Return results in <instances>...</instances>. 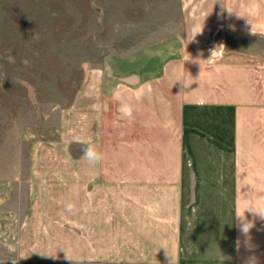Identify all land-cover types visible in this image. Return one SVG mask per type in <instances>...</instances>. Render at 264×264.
I'll return each mask as SVG.
<instances>
[{
    "label": "crops",
    "instance_id": "crops-1",
    "mask_svg": "<svg viewBox=\"0 0 264 264\" xmlns=\"http://www.w3.org/2000/svg\"><path fill=\"white\" fill-rule=\"evenodd\" d=\"M203 16L106 57L103 160L31 162L26 207H0V264H264L247 209L264 203V0H209Z\"/></svg>",
    "mask_w": 264,
    "mask_h": 264
},
{
    "label": "rangeland",
    "instance_id": "rangeland-1",
    "mask_svg": "<svg viewBox=\"0 0 264 264\" xmlns=\"http://www.w3.org/2000/svg\"><path fill=\"white\" fill-rule=\"evenodd\" d=\"M207 1L0 0V207H26L32 161L96 146L107 56L185 36Z\"/></svg>",
    "mask_w": 264,
    "mask_h": 264
},
{
    "label": "clouds",
    "instance_id": "clouds-1",
    "mask_svg": "<svg viewBox=\"0 0 264 264\" xmlns=\"http://www.w3.org/2000/svg\"><path fill=\"white\" fill-rule=\"evenodd\" d=\"M227 10H228L229 14L234 12L233 10L228 9V8H227ZM237 15H238V17H243L239 13H237ZM198 33L199 32L195 33L193 38ZM219 46H220V48H224L223 45H219ZM216 49H217V47L215 48V50L212 51V55L214 54ZM120 111H121L122 115H124V116L130 117L132 115V109L130 107L122 106L120 108ZM83 158L88 162V164L90 166H96V165L100 164L101 161L103 160V155H102V153L100 151H98L97 147L93 143L89 142V143L86 144V146L83 149ZM247 209H250L256 215H258L261 220H264V203L260 204L256 208H251L250 207V208H247ZM236 218L238 220L239 230H240L241 234L244 236V241H243L244 246L250 250L251 247H252L250 230L254 227V221H248L244 217V213H243V215H240L238 213ZM240 243H241V241L238 240L237 241V250H239ZM246 264H254V259L250 258L249 261H246Z\"/></svg>",
    "mask_w": 264,
    "mask_h": 264
}]
</instances>
